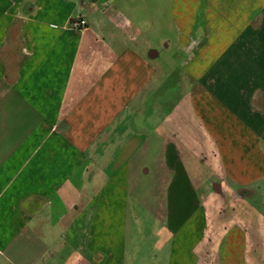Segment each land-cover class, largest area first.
Wrapping results in <instances>:
<instances>
[{
    "label": "crops",
    "instance_id": "crops-1",
    "mask_svg": "<svg viewBox=\"0 0 264 264\" xmlns=\"http://www.w3.org/2000/svg\"><path fill=\"white\" fill-rule=\"evenodd\" d=\"M136 2L0 0V264H140L143 176L156 264H264V0H178L173 71Z\"/></svg>",
    "mask_w": 264,
    "mask_h": 264
},
{
    "label": "rangeland",
    "instance_id": "rangeland-1",
    "mask_svg": "<svg viewBox=\"0 0 264 264\" xmlns=\"http://www.w3.org/2000/svg\"><path fill=\"white\" fill-rule=\"evenodd\" d=\"M134 4L141 5L143 7V10L146 11L147 15L150 16L153 15V19H154L153 21L155 24L154 32L157 33V35L160 32L162 36H164L166 39L170 41V46L166 50H162L161 45L160 46L156 44L154 45V49H156L155 51H158L159 53V56L158 58H155V61L161 67L164 66V64L171 62L172 65L170 67L173 66L172 68L173 71L176 68L175 66L176 62L174 61V59L173 61H170V59L172 58L171 56L173 55V53H175L174 51H175V43L177 40V36H176V32L173 30L172 23L176 21L175 17L179 16V13L177 12L176 9L178 0H137V2ZM131 6L134 7L133 4H131ZM138 16L140 18L143 17V15L141 14H138ZM165 23L170 28L166 27ZM161 25H163L162 30H160ZM165 59L167 61H164ZM176 91H177L176 85L174 86L171 85L169 88L166 87L161 91V93L159 92L157 100L162 101L163 99L168 98L169 101L171 102V98L177 96L174 95L177 93ZM189 167H190L189 165H186L187 171H190ZM152 184L153 183L150 176L140 177L138 181V187L134 192V196H132V201H131L132 203L130 204V208L136 209L138 220L137 222H134L132 219L130 220L129 217V220L127 221V236H128L127 240L129 243L128 249L131 250L130 255L133 254V251H136L137 255L135 257L136 258L135 261L140 262V264H146V261L148 264H153V263L156 264L160 260L163 259L165 260V254L163 256L162 253V251L165 250L162 249L161 241L165 239L164 238L165 231L163 230V224L165 223L166 220L164 219L165 218L164 215L162 214L160 215L159 209L161 208V206L158 203L157 193L156 194L152 193L154 192L151 188ZM143 197L144 200L146 201L144 206L141 203L140 199H136ZM204 205L206 206V203H204L203 206ZM242 206L243 205H239L235 213H238V210ZM205 208L208 212V208L207 207ZM151 211H153V213H155V216L157 217H159L160 215L161 217L160 220H158L157 217L156 220H153L155 219V217ZM224 213L225 212L222 211V214ZM258 214L257 217L259 216ZM152 217L154 218L152 219ZM129 231H131V234H129Z\"/></svg>",
    "mask_w": 264,
    "mask_h": 264
},
{
    "label": "flooded vegetation",
    "instance_id": "flooded-vegetation-1",
    "mask_svg": "<svg viewBox=\"0 0 264 264\" xmlns=\"http://www.w3.org/2000/svg\"><path fill=\"white\" fill-rule=\"evenodd\" d=\"M155 45V44H154ZM154 45L153 46H150L149 48H148V50H147V55H157V57L159 56V53H158V51H155L156 49H154ZM156 45H161V48H162V50H166V49H168V45H167V43L165 42V41H162V42H158V43H156ZM172 56H177V54L176 53H173V55ZM171 56V57H172Z\"/></svg>",
    "mask_w": 264,
    "mask_h": 264
},
{
    "label": "built area",
    "instance_id": "built-area-1",
    "mask_svg": "<svg viewBox=\"0 0 264 264\" xmlns=\"http://www.w3.org/2000/svg\"><path fill=\"white\" fill-rule=\"evenodd\" d=\"M74 28H79L85 25V21L81 17H76L71 21Z\"/></svg>",
    "mask_w": 264,
    "mask_h": 264
},
{
    "label": "water",
    "instance_id": "water-1",
    "mask_svg": "<svg viewBox=\"0 0 264 264\" xmlns=\"http://www.w3.org/2000/svg\"><path fill=\"white\" fill-rule=\"evenodd\" d=\"M148 57L150 58V59H154L155 57H156V55H148Z\"/></svg>",
    "mask_w": 264,
    "mask_h": 264
}]
</instances>
